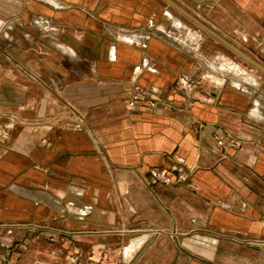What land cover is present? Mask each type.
<instances>
[{
    "label": "crops",
    "instance_id": "obj_1",
    "mask_svg": "<svg viewBox=\"0 0 264 264\" xmlns=\"http://www.w3.org/2000/svg\"><path fill=\"white\" fill-rule=\"evenodd\" d=\"M170 1L264 66V0ZM0 22L14 264H264V73H205L219 41L167 0H0Z\"/></svg>",
    "mask_w": 264,
    "mask_h": 264
},
{
    "label": "built area",
    "instance_id": "obj_2",
    "mask_svg": "<svg viewBox=\"0 0 264 264\" xmlns=\"http://www.w3.org/2000/svg\"><path fill=\"white\" fill-rule=\"evenodd\" d=\"M198 84V79L190 74L181 75L176 81V86L179 89L192 90L196 88ZM143 101L147 102L151 106L156 105L154 101L145 100L140 92H135L129 98L128 105L135 107L138 103ZM219 142L222 143L223 141L219 140ZM176 161L177 163L171 167V170L173 169L177 171L179 169V165L185 162V158L178 156ZM152 175L166 184H171L173 182L172 177L169 175L168 169H155L152 171ZM0 245L5 249L4 252L0 253V264H14L10 257L11 249L14 246V239L11 237V235H0ZM109 264H113V262H110Z\"/></svg>",
    "mask_w": 264,
    "mask_h": 264
},
{
    "label": "rangeland",
    "instance_id": "obj_3",
    "mask_svg": "<svg viewBox=\"0 0 264 264\" xmlns=\"http://www.w3.org/2000/svg\"><path fill=\"white\" fill-rule=\"evenodd\" d=\"M208 36H211V35H208ZM208 40L211 43H206L205 48H204V51H205L206 57H207L205 60V62H206L205 73H208V75H211L212 78H214V75L217 76V74L215 72H213V69L218 70V71L220 69H224L225 67L228 66L230 59L239 63V64H243V65L247 66V62H245L244 59H242L240 56L236 55L229 48H227L226 46H224L223 44H221L219 42L213 43L214 42L213 39L209 38ZM210 78H208V76H207L206 78L202 79V84H203V82L208 83Z\"/></svg>",
    "mask_w": 264,
    "mask_h": 264
},
{
    "label": "water",
    "instance_id": "obj_4",
    "mask_svg": "<svg viewBox=\"0 0 264 264\" xmlns=\"http://www.w3.org/2000/svg\"><path fill=\"white\" fill-rule=\"evenodd\" d=\"M172 6L177 8L183 15H185L188 19L196 23L198 26H200L203 30H205L207 33H209L211 36L216 38L219 42H221L223 45H225L227 48H229L231 51H233L236 55L240 56L242 59L253 65L255 68L260 70L262 73H264V66L254 60L251 56L246 54L244 51H242L240 48L229 42L227 39H225L223 36H221L219 33L205 25L203 22H201L199 19L194 17L192 14L181 8L180 6L176 5L170 0H167Z\"/></svg>",
    "mask_w": 264,
    "mask_h": 264
},
{
    "label": "bare ground",
    "instance_id": "obj_5",
    "mask_svg": "<svg viewBox=\"0 0 264 264\" xmlns=\"http://www.w3.org/2000/svg\"><path fill=\"white\" fill-rule=\"evenodd\" d=\"M1 23V22H0ZM64 48V47H63ZM225 69V68H224ZM232 72V74H235V72L237 73V71L234 69V67H230L229 68V72ZM225 72V71H224ZM230 74V73H229ZM239 74V73H238ZM236 75V74H235ZM213 76V75H212ZM240 76V75H239ZM214 79L217 80V82H223L224 81V78L220 77V76H216L214 75ZM258 103V102H257ZM258 110V108H257Z\"/></svg>",
    "mask_w": 264,
    "mask_h": 264
}]
</instances>
